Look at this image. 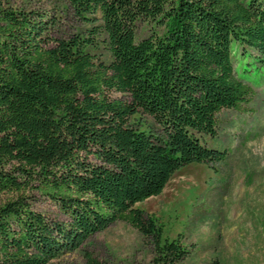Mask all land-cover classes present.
Listing matches in <instances>:
<instances>
[{"label": "trees", "instance_id": "16d2710c", "mask_svg": "<svg viewBox=\"0 0 264 264\" xmlns=\"http://www.w3.org/2000/svg\"><path fill=\"white\" fill-rule=\"evenodd\" d=\"M68 2L89 27L58 37L55 16L0 0V264H50L117 221L153 246L154 264H183V234L163 240L136 205L180 169L227 159L207 138L222 110L251 102L235 48L241 63L252 54L244 73L264 68V0ZM140 113L162 133L138 127Z\"/></svg>", "mask_w": 264, "mask_h": 264}, {"label": "rangeland", "instance_id": "374dc122", "mask_svg": "<svg viewBox=\"0 0 264 264\" xmlns=\"http://www.w3.org/2000/svg\"><path fill=\"white\" fill-rule=\"evenodd\" d=\"M9 5L55 16L58 37L86 32L89 27L68 0H9ZM102 53L103 59L109 57L106 51ZM239 54L236 46L237 69L254 91L251 102L244 111L222 110L218 136L207 138L209 145L228 151L227 159L214 167L194 163L180 169L161 195L136 205L158 219L163 240L183 234L190 249L183 264H264V68L244 73L242 64L251 61L252 54L242 63ZM133 122L162 133L148 115L137 114ZM7 198V194L0 195V204ZM33 202L48 216L66 219L49 201L35 196ZM88 255L107 264H154L153 246L124 221L113 223L50 264H88Z\"/></svg>", "mask_w": 264, "mask_h": 264}]
</instances>
